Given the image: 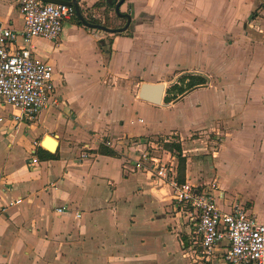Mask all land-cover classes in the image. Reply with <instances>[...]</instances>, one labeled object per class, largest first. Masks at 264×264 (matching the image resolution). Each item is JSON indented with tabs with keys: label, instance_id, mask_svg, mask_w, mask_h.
<instances>
[{
	"label": "crops",
	"instance_id": "1",
	"mask_svg": "<svg viewBox=\"0 0 264 264\" xmlns=\"http://www.w3.org/2000/svg\"><path fill=\"white\" fill-rule=\"evenodd\" d=\"M18 2L0 0V26L20 34L23 20ZM76 2L84 17L96 8L106 15L109 10L93 7L105 0ZM119 12L131 18L124 32L111 34L79 26L74 16L63 23L56 40L33 42L35 55L54 69L56 105L18 129L0 123V264H199L192 250L193 231L177 213L170 188L143 173L125 171L126 159L134 158L126 148L112 150L116 156L100 154L105 140L121 139L126 144L174 135L180 161H184L180 178L191 179L188 154H197L199 148H186V141H199L192 139L194 134H214L221 142L209 158L211 181L218 186L217 208L229 213L238 205L264 223V114L260 121L248 113L252 104L264 101L249 97L231 101L226 116L217 117L215 112L202 127L196 118L161 125L154 112L174 108L196 90L211 89L214 85L209 79L205 86L169 103L163 100L161 106L138 97L143 83L168 85L170 77L179 79L188 73L209 77L195 67L173 68L172 75L163 76L157 67L166 53L181 55L187 40L197 42L202 50L200 42L212 30L235 32L226 34L232 44L242 39L247 53L264 56L263 1L214 0L206 5L205 0H125ZM108 15L116 16L114 8ZM116 19L117 25L126 24V18ZM225 82L216 77L217 91L227 98ZM198 103L199 109L205 102ZM7 107L0 106L6 115L14 112ZM205 107L207 112V102ZM247 125L252 131L261 130L259 143H250L248 148L256 155L245 153L251 159L232 162L227 154L238 156L232 152L237 148L235 137ZM160 127L167 130L160 131ZM47 135L57 142L55 153L41 146ZM45 144L52 143L46 140ZM39 148L56 158L42 160ZM232 181L236 182L234 193L227 190ZM18 199L21 202L13 204ZM62 207L65 211L58 214L56 210ZM226 248L224 242L219 243L207 264H226Z\"/></svg>",
	"mask_w": 264,
	"mask_h": 264
},
{
	"label": "built area",
	"instance_id": "2",
	"mask_svg": "<svg viewBox=\"0 0 264 264\" xmlns=\"http://www.w3.org/2000/svg\"><path fill=\"white\" fill-rule=\"evenodd\" d=\"M18 8L23 20L20 34L0 26V106L14 109L0 117V123L8 122L15 129L32 123L43 110L56 105L54 69L35 55L33 42L56 40L63 23L75 16L72 6L43 0H19ZM174 137L162 135L129 140L126 144L121 139L105 140L102 145L110 150L119 147L122 151L123 148L132 151L134 158L126 159L125 171L143 173L170 188L177 213L193 231L192 250L197 263H209L214 248L224 242L226 264H264V223L238 205L229 213L220 211L215 202L218 191L215 182L181 179V155L173 147L179 146V141ZM81 157L85 158L86 154L82 153ZM36 162L35 158L31 159L32 164ZM20 202L18 199L13 204ZM64 211L63 207L56 210L58 214Z\"/></svg>",
	"mask_w": 264,
	"mask_h": 264
},
{
	"label": "rangeland",
	"instance_id": "3",
	"mask_svg": "<svg viewBox=\"0 0 264 264\" xmlns=\"http://www.w3.org/2000/svg\"><path fill=\"white\" fill-rule=\"evenodd\" d=\"M213 1L214 0H205V4H213ZM262 1L264 3V0ZM105 3L102 2L99 8L105 7L106 10L107 8L109 10L114 8L113 6L107 7ZM96 11H90L85 17H83L90 23L103 25L107 28L118 29L123 27L124 24H116L118 20L116 19L117 15L110 17L108 13L106 15V13H103L104 11H99L98 8H96ZM97 15H100V17L96 18L95 16ZM102 20L105 21L102 23ZM209 29H211V27H209ZM212 32L213 34L209 33L208 36H205L206 39H204L202 43L200 42V45H203L202 50L200 51L196 47L197 42L187 40V42H184L185 51H183L181 55H178L177 53L176 55L166 53L163 58L161 57L162 60L157 68H159L158 72L160 74L164 73L163 76L172 75L174 73L173 68L186 70L195 67L199 68L200 70L204 69V72H208L209 77H207L214 85L211 87V89H200L190 93L184 98L183 102H179V104L174 106L172 109H156V112H154V117L157 122L160 121L161 125L168 123L167 121L169 120L176 122L179 120L184 121L186 118H196L199 119V126L204 127L207 126V122L214 117L215 112L217 117L226 116L228 104L231 101H242L246 97L258 98L264 101V71L261 69L264 56L262 54H257L256 52L253 54L247 53L243 49L242 39L240 41H235V43L232 44V38H228V36H226V34L229 33H225L222 30H212ZM231 34L234 35L235 32H232L229 35L232 36ZM196 48L197 50H195ZM161 66L169 67V69L167 68L165 70ZM216 77H220L223 79V81H226V86L224 87L227 98H224L223 94L217 91L220 89L218 83H216ZM170 78L171 79L167 80L168 85H165V91L170 86L175 84L178 76H173ZM219 101L221 102L220 107L218 106ZM198 102H207L209 107L208 111L206 112L205 103L202 104L199 109L196 108V106L200 104ZM217 107L222 113H218ZM5 109L11 110L12 108L8 106ZM263 111L264 103L262 105L252 104L251 110H248V113H253V118H258L261 121L264 114ZM0 115H6L4 112H2L1 108ZM248 121H250V119H248ZM234 124L235 126L239 127V120L234 121ZM247 124H249V122H247ZM160 128V131L167 130V127L166 129L165 127ZM259 131L261 130L254 129V131H252V127L249 125H247L246 129L240 131V134L235 137L237 138L235 142L237 148L232 149V152L238 156L231 158L229 157L231 153H228L227 159L232 162H237L238 159H251L249 156L245 157V153L247 155H250V153L252 155H256L248 148L250 143H259ZM195 138H199V141H196L193 144L192 141H186L185 143V146L188 149H192L194 147L199 148V152H195L197 154H193V152L188 154V157L191 160L188 167L189 172L192 173L190 174V178L199 183H206L212 179V176L210 175L211 159H209L211 157V152L213 149L217 148L221 142L220 140L216 141V136H214V134H199V136L198 134H194L192 139ZM173 139L178 138L174 137ZM235 185L236 182L232 181L231 184L229 183L227 190L230 193H234L237 190Z\"/></svg>",
	"mask_w": 264,
	"mask_h": 264
},
{
	"label": "water",
	"instance_id": "4",
	"mask_svg": "<svg viewBox=\"0 0 264 264\" xmlns=\"http://www.w3.org/2000/svg\"><path fill=\"white\" fill-rule=\"evenodd\" d=\"M115 1L116 0H105L108 6L114 7V13L117 15V17L126 18V24L122 28H119V29H110L103 25L90 23L86 21L80 12V9L77 5L76 0H43V2L49 3V4L72 6L74 8L76 17L79 19L81 24L84 25V27L104 31V32L111 33V34L124 32L128 28L130 20H131L129 15L121 14L119 12V8L124 3L125 0H118L116 2ZM164 92H165V85L162 83H158V84L143 83L141 84L139 88L138 97L141 101L150 103L155 106H161L163 98H164ZM46 140H50L52 144L51 145L45 144ZM41 146L49 153H55L57 149V142L47 135L43 138Z\"/></svg>",
	"mask_w": 264,
	"mask_h": 264
},
{
	"label": "trees",
	"instance_id": "5",
	"mask_svg": "<svg viewBox=\"0 0 264 264\" xmlns=\"http://www.w3.org/2000/svg\"><path fill=\"white\" fill-rule=\"evenodd\" d=\"M101 3L97 2L96 4H94L93 7H100ZM75 20L77 22V24L79 26H81V22L79 21V19L75 16ZM208 82V78L203 76V75H199V74H185L182 75L177 83H175L174 85L170 86L167 90H166V96L163 99L165 103H169L173 100H175L176 98H178L179 96H182L188 92H190L191 90H194L197 87H201V86H205ZM175 151H177L179 153V146L178 145H174L173 146ZM99 153L102 155H108V156H116V153L106 147H104L103 145H101L99 147ZM37 154L42 158V160L45 159H55L56 156L55 155H51L45 151H43L42 149H38ZM184 161H180V171H182V168H184L183 164ZM190 241L188 242V246H189Z\"/></svg>",
	"mask_w": 264,
	"mask_h": 264
},
{
	"label": "flooded vegetation",
	"instance_id": "6",
	"mask_svg": "<svg viewBox=\"0 0 264 264\" xmlns=\"http://www.w3.org/2000/svg\"><path fill=\"white\" fill-rule=\"evenodd\" d=\"M116 1H117V0H116ZM116 1H115V2H116Z\"/></svg>",
	"mask_w": 264,
	"mask_h": 264
}]
</instances>
